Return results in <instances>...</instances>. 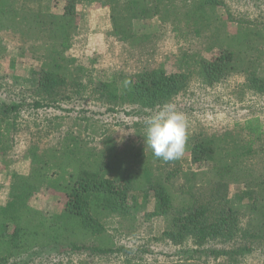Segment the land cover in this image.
I'll list each match as a JSON object with an SVG mask.
<instances>
[{"label": "trees", "instance_id": "obj_1", "mask_svg": "<svg viewBox=\"0 0 264 264\" xmlns=\"http://www.w3.org/2000/svg\"><path fill=\"white\" fill-rule=\"evenodd\" d=\"M40 1L44 0H0V30L20 34L23 42L30 44L28 49H22L42 61L44 75L37 86L30 88L35 100L27 106L57 108L54 106L63 101L81 100L86 88L93 85V77L87 66L69 53L78 39L72 31L53 29L54 14L33 11L31 5ZM148 1L65 2L60 21L69 25L74 24L73 15L83 2H95L111 10V28L106 37L111 44L107 51L111 63L106 69L113 74L96 85L94 82L104 104L159 109L183 93L193 75L212 87L233 76H246V88L264 93V75L256 70L261 56L253 53L262 52V44L250 38L249 27L247 49L243 52L236 49V44L226 43L231 35L229 17L217 13L222 5L219 0H198L185 9L175 0H155L152 4ZM241 28L242 25L237 36ZM167 29L177 39L190 33L196 38L205 37L204 50L210 57L202 52L183 51L157 63L156 44L161 40V32ZM262 30L257 35L264 39ZM79 45L83 48V44ZM102 58L105 55L91 58L89 65L98 64ZM174 58L176 69L168 65ZM243 58L251 65L255 61L257 67L245 66ZM22 106H25L22 102L1 105L0 159L17 142L18 132L28 130L18 122ZM32 136L23 138L29 145L25 155L29 159V172H14L10 185L1 191L0 264H29L37 255L34 250L51 246L76 249V241L89 233L104 232L103 220L128 215L129 200L136 189L150 194L154 201L148 218L170 219L169 228L164 231L170 243L182 246L190 241L196 245L191 258L173 264H208L209 257L214 260L227 257L228 264H239L235 257L241 251L238 248L214 250L210 245L215 242L236 245L241 239L264 243V123L259 117L241 121L235 130L221 135L195 134L187 138L183 155L169 162L154 157L150 149L147 155L140 151L143 148L118 151L110 139L105 141L102 151H97L81 144L72 132L65 134L62 146L40 145ZM62 160L66 161L65 168L58 163ZM186 162L188 168L184 171ZM133 166L137 172L132 171ZM61 170L65 172L63 175ZM180 173L185 180L182 197L172 191V179ZM49 178L55 186L49 185ZM57 186L68 187L65 216L51 217L31 205L37 193L53 194ZM236 186L251 198L244 200L236 193L238 199L231 200V190ZM244 218L246 227L241 229ZM190 260L195 262L189 263Z\"/></svg>", "mask_w": 264, "mask_h": 264}, {"label": "rangeland", "instance_id": "obj_2", "mask_svg": "<svg viewBox=\"0 0 264 264\" xmlns=\"http://www.w3.org/2000/svg\"><path fill=\"white\" fill-rule=\"evenodd\" d=\"M154 1L149 0L148 3L152 4ZM219 1L222 5L217 13L223 14L227 19L229 17L228 32L231 35L226 43L230 41V45L236 44V49L243 52V49H247V27H249L250 38L262 44V52L253 51L256 57L261 56L259 67L255 61L251 65L247 58L243 59L245 66L257 67L256 70L263 76L264 39L257 35V32L264 28V0ZM65 2L66 0H44L32 4L31 8L43 15L54 14L52 28L70 30L76 39L78 38L74 39L69 53L75 54L78 63L87 66L88 74L93 77V85L86 88L87 93L81 96V100H72L71 103L63 101L54 106L57 108L32 109L27 106L35 100H32L30 88L36 85L44 75L42 61L32 52L22 49V47L28 49L30 44L23 42L20 34L11 30H0V109L2 104L14 105L22 102L25 106L18 111V122H21L23 128L26 126L28 128L24 130L25 133L18 132L17 142L12 144L13 147L0 159L1 201L3 200L1 191L10 185L11 175L14 172L24 174L29 172V159L25 156L29 145L24 142L25 136L30 139L34 134V141L40 145L62 146L65 144L63 140L65 134L72 132L81 144L97 151H102L105 141L110 139V144H113L118 151L128 147L143 148L140 151L144 155L149 153L144 138L146 136L145 118L159 109H141L132 105L109 107L103 103V99H99L100 95L95 89L99 81L107 80L113 74L106 69V66L111 63L110 55H107L111 44L106 39L111 28V10L95 2H83L77 6L73 15L74 24L69 25L63 20L60 21ZM175 2L185 9L198 0H175ZM241 25L243 29L241 28L237 36ZM174 35L170 29L161 32V40L156 44L157 51L154 57L157 63L164 62L166 57L183 51L202 52L203 55L210 57V54L204 50L207 47L205 37L196 38L190 33L184 39H177ZM79 43L83 44V48ZM103 55L105 58L100 59L98 64L89 65L91 58ZM175 63L176 58L170 59L168 65L176 69ZM246 81V76H233L212 87L200 82L198 77L193 75L187 89L173 97L170 102L188 120L187 138L195 134L221 135L235 130L238 123L251 117H259L264 123V93L249 90L245 86ZM66 109L69 112L65 111ZM64 162L66 161L58 162L62 168L66 166ZM183 165V170L186 171L188 163ZM133 170L137 172L134 166ZM60 173L63 175L65 172L61 170ZM172 180L174 182L172 191L178 193L173 192L174 195L185 196L183 174L180 173L176 179ZM47 181L49 185H54L50 178ZM67 193V186H57L53 194L45 191L37 193L30 203L51 217L65 216ZM236 193L244 200L251 198L240 186H236L231 190V200L238 199L234 196ZM129 205L128 215L103 220L106 224L104 232L89 233L90 235H86L83 240L76 241V249H70L67 246L58 247V249L54 246L44 250L37 249L34 250L37 255L32 257L29 264H173L183 263L185 259L193 256L192 250L196 248V245L190 241L185 245L176 246L166 239L164 231L169 228V218L159 216L148 218L147 213L152 212L154 208V201L150 194L134 190ZM246 221L247 218L241 221V229L246 227ZM210 246L214 250L230 251L238 248L241 251L235 257L239 264H264L262 241L247 242L241 239L236 245L215 242ZM207 261L208 264H228L227 257H221L218 260L209 257ZM194 262V260L189 261V263Z\"/></svg>", "mask_w": 264, "mask_h": 264}, {"label": "clouds", "instance_id": "obj_3", "mask_svg": "<svg viewBox=\"0 0 264 264\" xmlns=\"http://www.w3.org/2000/svg\"><path fill=\"white\" fill-rule=\"evenodd\" d=\"M145 145L165 162L179 159L186 148L188 120L172 103H166L145 118Z\"/></svg>", "mask_w": 264, "mask_h": 264}]
</instances>
